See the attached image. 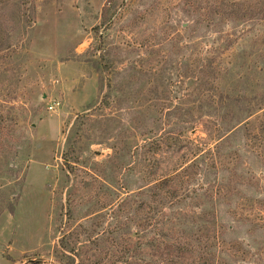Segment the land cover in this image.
<instances>
[{"label":"rangeland","instance_id":"obj_1","mask_svg":"<svg viewBox=\"0 0 264 264\" xmlns=\"http://www.w3.org/2000/svg\"><path fill=\"white\" fill-rule=\"evenodd\" d=\"M0 264H264V0H0Z\"/></svg>","mask_w":264,"mask_h":264},{"label":"trees","instance_id":"obj_2","mask_svg":"<svg viewBox=\"0 0 264 264\" xmlns=\"http://www.w3.org/2000/svg\"><path fill=\"white\" fill-rule=\"evenodd\" d=\"M107 10L106 9H104L103 10V13H102V19H103V24H105V23H107L109 20H110V18L107 16V12H106ZM99 29V27L98 26H96V27H94L93 28V30L95 31V33L97 34V30ZM103 99H106V96L104 95L103 96ZM245 122H247V121H245ZM246 125H247V123H245ZM248 126V125H247ZM64 155V154H63ZM69 155H71L70 153H66L65 154V157H64V161L66 162L68 159H69ZM73 159V161L74 162H76V161H78V158H72ZM68 167H70L69 166V164H68Z\"/></svg>","mask_w":264,"mask_h":264}]
</instances>
